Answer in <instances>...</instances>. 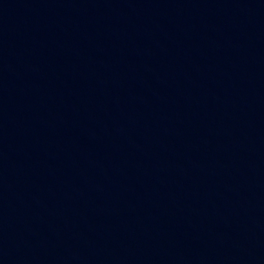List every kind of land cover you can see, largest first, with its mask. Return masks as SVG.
<instances>
[{"label":"water","instance_id":"1","mask_svg":"<svg viewBox=\"0 0 264 264\" xmlns=\"http://www.w3.org/2000/svg\"><path fill=\"white\" fill-rule=\"evenodd\" d=\"M0 264H264V0H0Z\"/></svg>","mask_w":264,"mask_h":264}]
</instances>
